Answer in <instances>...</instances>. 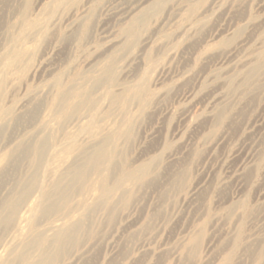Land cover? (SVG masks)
Listing matches in <instances>:
<instances>
[{
	"label": "rangeland",
	"instance_id": "1",
	"mask_svg": "<svg viewBox=\"0 0 264 264\" xmlns=\"http://www.w3.org/2000/svg\"><path fill=\"white\" fill-rule=\"evenodd\" d=\"M49 1L29 0L28 18L48 23ZM149 1L74 0L58 9L46 33L26 36V0H0L1 54L15 40L31 50L20 67L0 63V74L11 78L0 112L25 103L55 75L94 71L116 51L125 69L119 83L144 77L152 101L144 108L123 102L98 115L94 130L131 124L132 138L120 141L129 165L153 157L159 163L144 186L126 182L133 195L112 219L95 216L92 246L73 264H264V67L256 80L244 79L264 49V0L165 4L123 46L121 32ZM78 12L86 17L84 33L77 29ZM193 13L192 20L203 23L185 33L182 18ZM44 113L53 125L62 114L41 105L36 114ZM26 123L13 121L9 135ZM70 130L72 138H59L60 146L81 134Z\"/></svg>",
	"mask_w": 264,
	"mask_h": 264
},
{
	"label": "bare ground",
	"instance_id": "2",
	"mask_svg": "<svg viewBox=\"0 0 264 264\" xmlns=\"http://www.w3.org/2000/svg\"><path fill=\"white\" fill-rule=\"evenodd\" d=\"M73 1L48 3L46 23L28 18L31 6L26 0L21 9L23 35L46 33L58 9ZM179 1H149L121 32L126 41L123 46L140 33L163 5L176 6ZM196 14L184 15L183 32L188 33L203 23L202 19L192 20ZM75 16L77 29L82 26L84 33L88 28L86 17H80L79 12ZM12 43L4 47L2 54L0 52V63L7 68L17 63L20 67L31 51L28 46H17V40ZM120 67L114 51L97 62L94 71L69 74L66 79L63 73L55 75L47 86L30 92L26 104L21 101L0 112V151H4L0 153V264H73L92 246L95 216L103 212L112 219L118 206L126 205L133 195L126 182L142 187L155 173V165L159 163L156 157L138 165L127 162L126 149L120 141L128 142L132 138L131 124L94 130L101 113L115 112L127 101H138L143 108L152 101L144 77L130 85L119 83L118 77L125 70ZM263 67L264 49L258 52L255 64L245 74V82L256 80ZM9 80L11 78L0 74V97ZM83 80L89 87L82 90ZM41 105L62 112L54 125L48 114H36ZM84 110L94 112L80 114ZM13 121L28 122L29 126L23 124L9 135ZM76 127L81 134L60 146L59 138H72L70 128ZM182 175L175 181L183 179ZM96 186L98 193H92ZM198 243L194 238V250Z\"/></svg>",
	"mask_w": 264,
	"mask_h": 264
}]
</instances>
